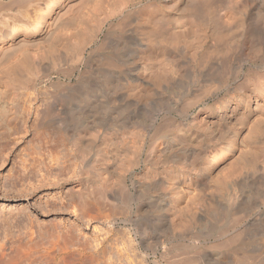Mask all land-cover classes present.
Returning a JSON list of instances; mask_svg holds the SVG:
<instances>
[{"label":"bare ground","instance_id":"6f19581e","mask_svg":"<svg viewBox=\"0 0 264 264\" xmlns=\"http://www.w3.org/2000/svg\"><path fill=\"white\" fill-rule=\"evenodd\" d=\"M0 198L130 264H264V0H0Z\"/></svg>","mask_w":264,"mask_h":264},{"label":"rangeland","instance_id":"374dc122","mask_svg":"<svg viewBox=\"0 0 264 264\" xmlns=\"http://www.w3.org/2000/svg\"><path fill=\"white\" fill-rule=\"evenodd\" d=\"M126 34L128 35V33L125 32V35ZM48 41L50 42L51 39H48ZM89 47L85 54L91 51L94 45ZM76 73L77 71L75 74ZM56 78L57 76H55L54 79ZM38 87L42 88L41 85H38ZM5 169L6 167H4V170ZM38 195L39 194H37V196ZM37 196L35 195L34 197ZM30 201H33V199H30ZM22 202L24 203V206H30V203L24 200L4 201V199L0 198V205H4L5 208L10 206L18 207ZM30 207L25 212L17 214L18 216L16 218L19 221V225L17 226H12L9 223V220H5L6 222H3L2 219L0 220V264H94V259L92 260L94 256H91L92 252L96 249L100 250L103 248L107 254L108 247L110 248V246L111 248L108 250V256L105 255V258L106 256H110V260H114H111L114 264H130L128 263L129 259L130 262L136 260L142 261V253H144L145 249L136 243L130 242L127 235H121L118 233L114 235L112 234V237H118L119 241L120 239H123L126 246L122 245V252L119 251L118 248L115 249L114 245H110L113 240L110 232L107 231L109 224H106L104 221L91 220L85 222V220L73 216L75 213L71 214L69 213V210H65L66 212L57 211V213H53L52 211L45 213L41 211L40 213V211H34L32 210V207ZM3 214H5V216L8 215L5 210ZM2 217L4 216H1L0 218ZM69 221H76L78 223L81 231L78 232L80 234H71L74 236H68L69 234L66 233L59 234L58 229L63 227L62 223L66 224ZM53 223H57L58 228L54 227ZM148 226L149 223H147L145 228V236L148 239L150 238L152 242H156L158 233H153ZM98 242L99 246L94 248V244ZM160 245L164 246V244ZM205 250L206 253H204L206 256L210 257L213 251L212 247H206ZM105 258L103 264H106Z\"/></svg>","mask_w":264,"mask_h":264}]
</instances>
